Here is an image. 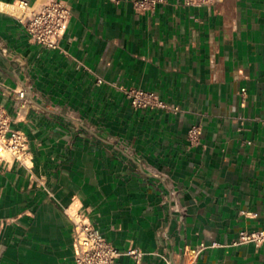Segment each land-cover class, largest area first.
<instances>
[{"label": "crops", "instance_id": "crops-1", "mask_svg": "<svg viewBox=\"0 0 264 264\" xmlns=\"http://www.w3.org/2000/svg\"><path fill=\"white\" fill-rule=\"evenodd\" d=\"M19 1L0 0V105L29 149L0 160V264H76L78 219L144 253L113 264H264V244H233L264 227V0H62L56 49L19 20L49 0Z\"/></svg>", "mask_w": 264, "mask_h": 264}, {"label": "built area", "instance_id": "built-area-1", "mask_svg": "<svg viewBox=\"0 0 264 264\" xmlns=\"http://www.w3.org/2000/svg\"><path fill=\"white\" fill-rule=\"evenodd\" d=\"M115 1V0H114ZM164 0H135L134 7L140 11H153ZM217 0H182L188 6H211ZM19 7L25 10L26 0L19 1ZM71 10L69 5L62 0H49L37 9L22 14L19 20L24 25L29 37L37 44L56 49L63 38L70 20ZM122 88V87H121ZM125 96L131 105L137 108H162L172 112L178 111V106L169 105L161 99L154 90H146L138 87L123 88ZM245 89H241L244 94ZM25 90L18 91V97L23 98ZM202 132L199 124H191L186 131L187 140L191 145L199 143ZM28 139L26 134L12 126L11 118L5 107L0 105V160L10 157L19 163H25L28 155ZM253 243L264 244V227L258 230H241L233 244ZM74 261L76 264H113L121 254L140 260L143 252L129 247L124 251L116 249L107 241L93 224L87 219L75 220L73 232ZM196 254L197 250H193ZM168 264H171L167 262Z\"/></svg>", "mask_w": 264, "mask_h": 264}]
</instances>
